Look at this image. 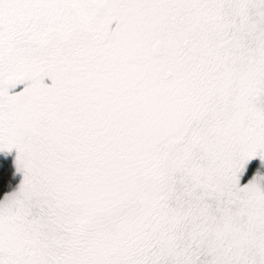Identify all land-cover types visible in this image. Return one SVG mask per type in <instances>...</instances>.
<instances>
[{
    "label": "snow or ice",
    "instance_id": "1",
    "mask_svg": "<svg viewBox=\"0 0 264 264\" xmlns=\"http://www.w3.org/2000/svg\"><path fill=\"white\" fill-rule=\"evenodd\" d=\"M0 160V264H264V0H0Z\"/></svg>",
    "mask_w": 264,
    "mask_h": 264
},
{
    "label": "trees",
    "instance_id": "2",
    "mask_svg": "<svg viewBox=\"0 0 264 264\" xmlns=\"http://www.w3.org/2000/svg\"><path fill=\"white\" fill-rule=\"evenodd\" d=\"M3 161V160H2ZM1 166H3V163H1ZM5 169H6V178L10 180L11 184H13L12 178H11V167H10V162L7 161L5 162Z\"/></svg>",
    "mask_w": 264,
    "mask_h": 264
},
{
    "label": "rangeland",
    "instance_id": "3",
    "mask_svg": "<svg viewBox=\"0 0 264 264\" xmlns=\"http://www.w3.org/2000/svg\"><path fill=\"white\" fill-rule=\"evenodd\" d=\"M9 162H10V160H9ZM1 163H3V161L2 160H0V166H1ZM12 181H13V184L12 185H14L15 184V179H12Z\"/></svg>",
    "mask_w": 264,
    "mask_h": 264
}]
</instances>
